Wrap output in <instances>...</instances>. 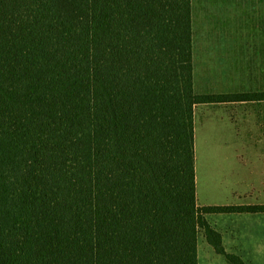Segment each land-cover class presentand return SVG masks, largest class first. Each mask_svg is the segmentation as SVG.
<instances>
[{"label":"trees","instance_id":"16d2710c","mask_svg":"<svg viewBox=\"0 0 264 264\" xmlns=\"http://www.w3.org/2000/svg\"><path fill=\"white\" fill-rule=\"evenodd\" d=\"M196 0H0V264H227L199 205L194 107L264 101L194 72Z\"/></svg>","mask_w":264,"mask_h":264},{"label":"rangeland","instance_id":"374dc122","mask_svg":"<svg viewBox=\"0 0 264 264\" xmlns=\"http://www.w3.org/2000/svg\"><path fill=\"white\" fill-rule=\"evenodd\" d=\"M193 31L199 88L216 92L260 88L264 78V0H196ZM194 128L200 203L224 201L218 191L229 190L242 175L241 171L234 173L238 171L235 168L246 163L243 149L247 146L243 143L264 136V102L198 104ZM234 155L244 158L243 162L234 160ZM247 165L259 192L247 199L262 201L264 191H259L258 180L264 178V161L249 159ZM228 171L233 176L225 175ZM197 246L199 264H227L206 243L202 231Z\"/></svg>","mask_w":264,"mask_h":264},{"label":"crops","instance_id":"0c3cea01","mask_svg":"<svg viewBox=\"0 0 264 264\" xmlns=\"http://www.w3.org/2000/svg\"><path fill=\"white\" fill-rule=\"evenodd\" d=\"M264 73V68H262ZM250 103L264 102V101H246ZM243 103V102H242ZM245 103V102H244ZM253 145L249 149V145ZM243 145L247 146L245 150L246 163H242L241 167L235 168L242 172L241 178H237V181L231 185V188L227 191L219 190L223 196L224 201H218L211 205H244V204H264L262 201L250 202L247 197L251 193H259L254 186V178L252 173L248 170L247 162L249 159H253L259 162L264 161V136L252 139H247ZM249 149V150H248ZM248 155V156H247ZM235 156V155H234ZM240 156L236 157V161L240 160ZM241 169V170H239ZM244 172V173H243ZM259 173V172H258ZM229 177L233 176V172H225ZM195 175H196V198L197 203H200L198 197V177L196 171V155H195ZM231 175V176H230ZM264 177V175H263ZM260 185L259 191H264V178L258 180ZM218 190V189H217ZM228 195V198L227 196ZM259 200V199H257ZM209 205V204H208ZM208 220L213 227L222 234L223 244L227 252L240 256L246 264H264V212L259 213H212L207 215Z\"/></svg>","mask_w":264,"mask_h":264}]
</instances>
